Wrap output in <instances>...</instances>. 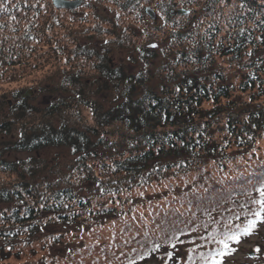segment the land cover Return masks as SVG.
Segmentation results:
<instances>
[{
  "label": "trees",
  "instance_id": "trees-1",
  "mask_svg": "<svg viewBox=\"0 0 264 264\" xmlns=\"http://www.w3.org/2000/svg\"><path fill=\"white\" fill-rule=\"evenodd\" d=\"M30 1L17 0L10 8L15 11L18 22L23 16L29 17L27 8L41 12L42 8H35ZM45 1H48L49 9L52 8L51 2ZM200 1L221 3V0H182V4L189 6ZM123 2L127 7L137 6L140 1ZM171 2L170 6L176 5L175 1ZM242 2L247 6L244 30L237 31L234 41L229 45L221 44L218 51L210 41L212 46L208 45L193 60L187 61L189 71L175 74L173 68L171 71L165 68L157 76L148 70L131 73L122 66L112 65L108 48L100 51L79 43L70 52L89 60L92 76L84 79L80 71L66 73L62 87L68 93L54 94V100L45 107H37L23 99V91L12 93V104L2 103L0 262L13 256L20 258L28 248L33 253L31 248L40 240L51 241L53 245L63 244L71 226L85 227L80 224L81 219L101 223L100 220L115 216L118 209L113 204L109 206L107 201L121 200L135 186L152 185L154 181L167 179L171 172H191L197 166H204L208 159L223 162L228 159L231 148L242 150L255 144L264 132V100H260L264 95V15L258 17L260 10L264 11V0ZM18 8H26L25 14ZM55 10L52 8V19L40 33L35 29V21H30L36 34L29 29L25 33L26 43L33 42L36 35L41 40L39 46L56 43L60 51L66 49L63 45L70 43V33L65 34L69 39H56L47 34L56 31L59 23L60 15L55 14ZM187 10L173 6L168 14L183 17L190 12ZM38 17L44 22L43 13ZM217 55L240 62L249 58L247 73L236 89L234 82L228 83L222 73L215 70L214 57ZM11 58L9 55L11 62L22 64L20 59ZM176 61L180 63V58ZM195 64L200 65L198 69L191 68ZM155 79H158L157 87H152ZM108 90L116 91L114 104L108 108L99 107L91 95L104 94ZM236 90L242 96L250 95L249 100L235 96ZM205 102L211 103L212 107L204 109ZM86 111L89 117L85 118ZM76 112L77 117H74ZM115 130L126 137H115ZM215 131L228 137H217ZM118 138L123 142L115 140ZM50 148L68 149L73 163L66 168L60 167V160L54 162L56 158L50 160L34 155ZM20 153L30 155L23 159L11 158ZM262 172L254 175L257 184L249 194L258 195L255 189L264 183V170ZM222 185L219 183V189L213 184L207 190L203 187L205 191L199 193L201 199L195 205L196 209L183 211L187 217L178 212L175 216L166 215L164 239L161 238L163 234L153 241L144 237L136 242L132 238L131 243L136 248L127 251L121 263L204 264L201 254L206 255L216 245L208 244L202 237L224 231L228 220H232L233 227L242 224L244 217H250L249 210L255 207L244 200L247 196L238 187L231 191L233 201L222 199L221 193L226 194L228 190ZM97 196H105L106 200L93 206ZM246 204L248 209L244 207ZM218 212L222 216L217 218ZM237 215L240 220L236 219ZM197 218L206 222L204 236L195 231L202 227L197 224Z\"/></svg>",
  "mask_w": 264,
  "mask_h": 264
},
{
  "label": "rangeland",
  "instance_id": "rangeland-1",
  "mask_svg": "<svg viewBox=\"0 0 264 264\" xmlns=\"http://www.w3.org/2000/svg\"><path fill=\"white\" fill-rule=\"evenodd\" d=\"M16 1L0 0V109L5 101L13 103L14 91H23V99L30 100L37 107H45L56 95H61V92L68 93L62 87L66 73L80 71L84 79L92 76L89 60L70 52V49L79 43L91 45L100 51L108 48L107 53L112 59V65L122 66L131 73L148 70L157 76V73L165 68L170 71L173 68L175 74L183 73L185 70L189 71L187 61L193 60L194 56L206 50L208 45L214 44L215 50L218 51L221 44L229 45L234 41L236 32L244 30V16L247 15V6L242 0H221L218 4L200 1L189 6L182 4V0H137L140 1L137 6L127 7L124 6L123 0H81L75 9L57 8L53 0H49L52 8L56 9L55 14L60 16L56 31L47 34L56 39H69L65 34L71 35L70 43L63 45L66 49L60 51L59 44L56 43L46 47L39 46L41 40L36 35L31 43H26L25 39V33L29 29L36 34L30 21H35V29H38L39 33L41 28H47L46 22L52 19V8L49 9L46 3L48 1L31 0L32 6H40L42 10L28 11L27 8L29 17L23 16L20 22L15 11L10 9ZM171 1L176 2L173 6L183 7L190 12L183 17L178 14L169 15L170 7H173L170 6ZM147 9L153 12V15L148 13ZM17 10H22L24 14L26 12V8ZM260 12L258 17H263L264 11ZM39 13H43L44 22L40 21ZM54 50L59 52L55 53ZM145 51L150 55H144ZM184 52L187 54L181 56ZM9 55H12L11 59H20L22 64L11 62ZM152 55L153 59H148ZM178 58L180 63L176 61ZM214 59L215 70L222 73L228 83L234 82L236 89L239 80L247 73L249 58L240 62L232 57L217 55ZM199 66L195 64L191 68L198 69ZM157 83L158 79H155L152 87H157ZM171 84L167 88L170 89ZM52 89L56 91L53 92ZM28 92L30 95H27ZM115 94L116 91L108 90L104 94H92L91 97L99 107L108 108L114 104L117 97ZM235 96L244 97L246 100L250 98V95H240L238 90L235 91ZM260 100H264V95ZM210 107L212 105L209 102L203 104L204 109ZM73 115L77 117V112ZM84 115L85 118L89 117V112ZM217 132L215 131L217 137H228ZM114 133L115 137H126L124 133L120 136V132L116 133V130ZM115 140L123 142L119 138ZM126 140L127 145L128 139ZM234 149L228 150L231 153H227L229 157L223 162L208 159L204 166H197L191 172L174 171L175 173L171 172L167 179L154 181L152 185L135 186L134 190L121 200L107 201L109 206L113 204L118 209L115 216L100 220L101 223L90 220L83 222L81 219L80 224L85 227L76 229L71 226L70 231L65 234L66 241L63 244L53 245L51 241L40 240L31 248L33 253L28 248L24 254H20V258L13 256L0 264H124L121 260L136 248L131 243L132 238L137 242L138 239L144 240V237L152 241L160 237L164 233L166 215L175 216L177 212L178 215H185V209H196L195 205H198L201 199L199 193L205 191L203 187L207 190V187L213 184L214 188L216 186L219 189V183L224 184L222 186L228 190L226 194L221 193L220 197L228 202L233 197L232 189L238 187L239 191L247 196L244 200L251 204V195L253 198L257 197L249 194L257 184L253 177L264 170V132L260 133L252 147ZM35 154L50 160L56 158L54 162L60 160V167L66 168L73 163V156L66 148H50ZM29 155L13 154L11 158L23 159ZM241 179L243 180L240 181ZM105 200V196H97L93 200V206ZM215 215L218 218L222 213ZM195 220L202 226L195 230L197 235H206L202 233L205 231L203 228L206 222L199 218ZM161 238L164 239L165 235ZM236 249L232 255L225 258L224 264H264V225H260L255 234L243 239L236 245Z\"/></svg>",
  "mask_w": 264,
  "mask_h": 264
},
{
  "label": "snow or ice",
  "instance_id": "snow-or-ice-1",
  "mask_svg": "<svg viewBox=\"0 0 264 264\" xmlns=\"http://www.w3.org/2000/svg\"><path fill=\"white\" fill-rule=\"evenodd\" d=\"M151 47L157 46L151 45ZM255 191L258 195L251 200V205L255 207L250 209V217H244L242 224H236L233 227L232 220H228L224 226V231H217L207 237H202L208 244L216 245L206 255L201 254L204 264H224V258L232 255L237 250L234 245L240 244L243 238L251 236L260 225H264V183H261ZM244 207L245 209L249 208L247 204ZM236 219L240 220L241 217L237 215ZM257 251L259 250L257 249Z\"/></svg>",
  "mask_w": 264,
  "mask_h": 264
},
{
  "label": "water",
  "instance_id": "water-1",
  "mask_svg": "<svg viewBox=\"0 0 264 264\" xmlns=\"http://www.w3.org/2000/svg\"><path fill=\"white\" fill-rule=\"evenodd\" d=\"M80 3L81 0H53V4L57 8L75 9L79 6ZM148 13L153 15V12H151L150 10H148ZM27 95H30V92H28Z\"/></svg>",
  "mask_w": 264,
  "mask_h": 264
}]
</instances>
